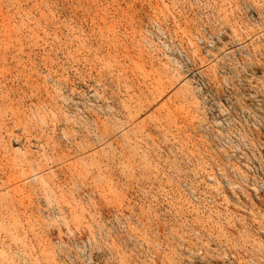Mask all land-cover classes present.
Returning a JSON list of instances; mask_svg holds the SVG:
<instances>
[{"label":"rangeland","instance_id":"1","mask_svg":"<svg viewBox=\"0 0 264 264\" xmlns=\"http://www.w3.org/2000/svg\"><path fill=\"white\" fill-rule=\"evenodd\" d=\"M0 264H264V0H0Z\"/></svg>","mask_w":264,"mask_h":264}]
</instances>
